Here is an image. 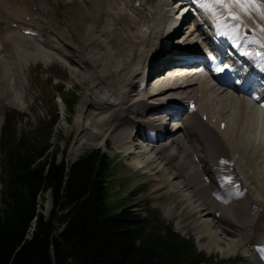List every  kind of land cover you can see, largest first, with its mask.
<instances>
[{
  "label": "bare ground",
  "instance_id": "6f19581e",
  "mask_svg": "<svg viewBox=\"0 0 264 264\" xmlns=\"http://www.w3.org/2000/svg\"><path fill=\"white\" fill-rule=\"evenodd\" d=\"M185 8L181 23L170 25L174 15ZM191 10L203 20L196 21ZM226 15L223 9L215 15L205 10L201 0H0V127L2 103L21 106L24 95L30 92L22 76L24 65L13 58L17 44L28 48L21 52L26 60L32 56L48 58L71 77L73 67L76 73L82 72L81 64L89 62L83 51L93 41L89 48L92 45L94 49L93 64L98 73L91 70L90 75L104 87L84 92V102L79 104L69 131L73 133V148L99 138L111 140L114 151L133 166L132 174L144 175L141 184L158 176L151 193L155 198L166 195L168 215H184L186 224L200 226L196 234L211 236L209 248L220 242L219 235H234L232 245L237 248L248 241L254 254L248 256L250 263L264 264V141L263 147L258 145L263 150L253 153L251 138L255 135L249 138L259 126L258 118L264 127V106L259 103L264 101V82L254 75L251 90L259 97L251 102L245 82L232 88L216 86L197 65L205 53H212L213 43L225 55L229 54L227 45L241 54L237 76H247L246 65L257 67L261 60L243 50L264 52L259 44L248 42L264 41L260 31L264 20L256 13L244 15L237 38L230 29L234 22ZM202 21L223 38L212 43L211 31L201 27ZM201 46L209 51L203 53ZM41 47L47 55L39 53L44 49ZM86 50L85 54L90 51ZM261 64L264 66V61ZM263 66L260 74L264 77ZM164 67L171 71L168 75ZM228 88L237 98L218 91ZM91 105L93 112L89 111ZM162 108L169 110L172 119L159 115ZM82 117L87 118V124ZM135 136L140 141L131 144ZM207 214L215 218L219 232L208 228L203 220ZM224 229L228 232L223 234Z\"/></svg>",
  "mask_w": 264,
  "mask_h": 264
},
{
  "label": "trees",
  "instance_id": "16d2710c",
  "mask_svg": "<svg viewBox=\"0 0 264 264\" xmlns=\"http://www.w3.org/2000/svg\"><path fill=\"white\" fill-rule=\"evenodd\" d=\"M69 94L62 98L68 114L76 101ZM47 141L2 124L0 264H231L206 256L148 208L111 209L113 162L105 152L88 150L65 165ZM47 191L52 207L44 216L40 200Z\"/></svg>",
  "mask_w": 264,
  "mask_h": 264
},
{
  "label": "rangeland",
  "instance_id": "374dc122",
  "mask_svg": "<svg viewBox=\"0 0 264 264\" xmlns=\"http://www.w3.org/2000/svg\"><path fill=\"white\" fill-rule=\"evenodd\" d=\"M151 9L153 10V8ZM153 17H155V14ZM151 22H154V20H151ZM95 32L97 33V30ZM198 40H201V38H198ZM92 42L93 41H91V43ZM22 44L26 45V43H22ZM90 44L86 46L88 49H90V51L86 47H85V50L87 49L86 51H89V52L85 54L84 52L85 50L83 51V54L86 56L89 62L81 64L82 69H83L82 72L76 73L77 68L75 69L73 67V70L71 71V74L73 75L71 77L70 76L68 77V73H66V71L62 67L56 66V62L53 61L50 63L47 60L48 58L42 59V58L37 57L38 60L35 61L37 58L34 59L32 58L33 56L32 57L26 56L28 59L26 60L23 57L24 54H22L21 52L26 51V49L28 50V48L26 47L25 49L24 46L17 44L18 49L16 52L13 51L16 54V56L14 55L13 58L14 59L16 58L22 65H24L22 76H23L24 82L30 85L29 87L30 92H29V95L27 96L24 95V103H23L24 105L22 104L21 106H17V105H11V104L6 105L5 103H2V106H3L2 107V111H3L2 124L4 121L8 120L11 125V130L15 132L16 135L19 133H25L26 135L34 137L36 140L40 142H43L44 140L48 139L47 149L50 150L51 147L53 149L55 148L56 149L55 160L59 162H63L65 165L71 164L72 162H74L77 158H79L81 155H83L88 150L98 149L101 152H105L108 155V157L111 158L113 162L112 181H109L108 183V200H109L111 209H115V208H118L126 204L134 205L135 209L141 210L142 212H144V210L148 208L153 213H155L160 219L166 220L173 228H175V230L178 233L184 235L185 237L192 238L197 249L203 251V253L206 256H211L215 262L220 261V259L221 260L224 259L223 261L229 260V263L231 264H252L248 260L249 258L248 256L254 257V254L251 252V248H250L251 244L248 243V241L247 242L243 241L244 246L242 248L241 247L237 248L238 246L232 245V241H234L236 238L234 235L228 234L226 235V237L225 235L224 236L219 235L220 242L214 245L213 248H209V238L211 236L210 235L207 236L206 233H205L206 236L204 235L202 237L196 234L200 226L197 227L194 224L193 225L186 224L184 215H179V214L168 215L166 213V207L164 205V199L166 200L165 198L166 195L163 194V195H160L158 198H155L157 196L154 197L151 193L153 187L157 185V181L159 180L158 176L157 175L153 176L155 178V181L150 180V182H146L145 184L143 183L144 185L141 184L142 182L145 181L144 175L139 174V173L132 174L133 173L132 171H134L132 170L133 166L128 164L129 161H127V159L124 158L123 155L117 154L114 151V147H112L111 140L108 139L105 142L103 139L99 138L98 140L91 142V144L87 143V144H83L77 147V149L73 148L74 147L73 133H69V131L73 129L75 115L79 112L77 110L80 105L82 106L83 104L82 102H84V99H82V97H84V94L86 92L90 93L92 92V90H95L94 92H96L100 87H104L102 86L103 84L101 82L96 81L95 79H92L93 77L92 75H90L92 73L91 70L93 72L94 71L97 72L94 66L95 59L92 57L93 56L92 51H94V49L92 45L89 48ZM102 45H104V43ZM121 46L125 47L124 44H122ZM41 48H44V49H42V51L39 50V53L43 55H47L45 47H41ZM200 50L203 51V53L204 51H206L203 47ZM29 51H31L30 48H29ZM102 53L103 52H101V54ZM20 57H23L24 59ZM32 59H34V61ZM44 60H47V61H44ZM40 62H42V64L45 63L43 66L44 68H42V64ZM12 66L14 65L12 64ZM88 66L90 68V72H88L89 71ZM92 66L95 68V70ZM85 77H87L89 80ZM91 81H94L92 83L95 84L94 86L96 85L97 86L94 87L91 84ZM96 82H99V84H97ZM56 83L58 84L57 86H56ZM89 86H90V89L88 88ZM221 90H224V92L233 94L234 97L237 98V96H235L236 94L232 91V89H229V88L220 89L218 91L221 92ZM70 92L75 93L76 101H74L71 107L72 110L68 114L67 109H65L64 107L63 100L61 101L59 96L61 97V99L63 97H66L67 99L70 95L69 94ZM91 106L89 107V111L94 110V106L93 107ZM253 112L255 113V111ZM81 121L87 124L86 117H82ZM261 124L263 125V122L261 121V118L260 119L258 118L259 126L255 129L254 133H251V134L249 133L250 134L249 138L255 135L253 138H251L253 139V141L250 139L251 143L254 142V144L253 143L251 144V147H252L251 149L252 151H254L253 153H256L260 150L262 151L264 149V148L261 149V147H263V141H264L263 139L264 138V127ZM260 129H261V132H260ZM258 136H260V138H258ZM138 139L139 138H137V136L133 137L131 144L132 143L136 144L137 142H139L140 140ZM243 143L244 142H242V144ZM260 143H262L261 144L262 146L260 145ZM258 145L261 147H258ZM263 155H264V151L261 152V158L263 157ZM263 158L261 160L264 162ZM134 159L137 160V158H134ZM247 162L248 161H246L245 163ZM156 164H158L159 167H162V165H160L157 161H156ZM137 171H140V170H136V172ZM183 192L185 194H188V191H186V189ZM40 202H42V207L40 206V209L42 210V214L44 216H48L49 211L52 207L51 193L48 191L45 192ZM194 206L197 208L201 207L197 203H195ZM176 209H178V206L176 207ZM56 213H60V211H56ZM212 218L213 216L212 215L210 216L209 214L203 216V220L208 223V228L211 227L212 231L219 232L220 229L218 230L217 228H220V227L214 224L215 218L213 219ZM218 222L220 225L224 224V222H220V221ZM59 226L60 224L58 220H54V228H55L54 233L58 231ZM223 226L227 230H231L230 226L225 225V224ZM208 228L206 229L208 230ZM226 229L222 231L223 234L228 232ZM207 245L209 249H207ZM252 257H250V259ZM209 264H213V263H209Z\"/></svg>",
  "mask_w": 264,
  "mask_h": 264
},
{
  "label": "snow or ice",
  "instance_id": "6c2138e0",
  "mask_svg": "<svg viewBox=\"0 0 264 264\" xmlns=\"http://www.w3.org/2000/svg\"><path fill=\"white\" fill-rule=\"evenodd\" d=\"M201 7L214 15L218 9L225 10L227 13L226 19L234 22L231 24L230 29L232 35L237 38H239L240 29L243 26L242 17L244 15L251 17L253 13H256L260 20H264V0H201ZM221 15H224V13L221 12ZM260 31L264 33V26L260 27ZM248 42L259 44L261 48H264V41L254 39ZM257 55L261 61H264V52L257 53ZM212 59L215 60L216 58L212 57ZM228 67V65H223V67H218L215 70L223 71ZM221 163H224V161H221ZM228 182H230V178Z\"/></svg>",
  "mask_w": 264,
  "mask_h": 264
}]
</instances>
